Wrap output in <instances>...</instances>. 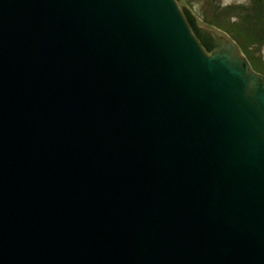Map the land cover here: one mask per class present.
Returning <instances> with one entry per match:
<instances>
[{"label":"water","instance_id":"obj_1","mask_svg":"<svg viewBox=\"0 0 264 264\" xmlns=\"http://www.w3.org/2000/svg\"><path fill=\"white\" fill-rule=\"evenodd\" d=\"M179 0H0V264H264V76Z\"/></svg>","mask_w":264,"mask_h":264},{"label":"trees","instance_id":"obj_2","mask_svg":"<svg viewBox=\"0 0 264 264\" xmlns=\"http://www.w3.org/2000/svg\"><path fill=\"white\" fill-rule=\"evenodd\" d=\"M204 23L229 36L250 61L264 74V61L257 57L264 47V0H250L248 6L223 7L217 0H199Z\"/></svg>","mask_w":264,"mask_h":264},{"label":"rangeland","instance_id":"obj_3","mask_svg":"<svg viewBox=\"0 0 264 264\" xmlns=\"http://www.w3.org/2000/svg\"><path fill=\"white\" fill-rule=\"evenodd\" d=\"M218 4H221L223 7H234V6H248L250 0H217ZM199 0H179V5L181 8H186L190 10L193 15L197 18L198 25L200 27L212 30L217 32L218 34L225 35L220 30H216L215 28L207 26L203 19H202V12H201V4H199ZM257 57H261L264 61V47L260 49L259 54L256 55ZM264 76V74H262Z\"/></svg>","mask_w":264,"mask_h":264}]
</instances>
